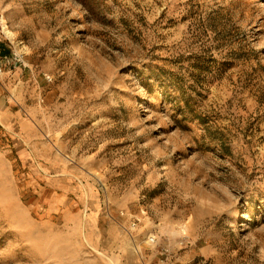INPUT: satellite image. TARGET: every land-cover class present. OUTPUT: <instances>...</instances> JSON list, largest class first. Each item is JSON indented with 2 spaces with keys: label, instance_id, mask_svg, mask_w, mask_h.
Returning a JSON list of instances; mask_svg holds the SVG:
<instances>
[{
  "label": "rangeland",
  "instance_id": "rangeland-1",
  "mask_svg": "<svg viewBox=\"0 0 264 264\" xmlns=\"http://www.w3.org/2000/svg\"><path fill=\"white\" fill-rule=\"evenodd\" d=\"M0 48V264H264V0H0Z\"/></svg>",
  "mask_w": 264,
  "mask_h": 264
},
{
  "label": "built area",
  "instance_id": "built-area-1",
  "mask_svg": "<svg viewBox=\"0 0 264 264\" xmlns=\"http://www.w3.org/2000/svg\"><path fill=\"white\" fill-rule=\"evenodd\" d=\"M9 53L10 51L3 53L0 48V76L12 69V65L16 67L21 61L17 54ZM146 241L151 245L158 243L157 237L153 234H149ZM172 255L173 251L170 249L167 242H163L159 249L158 257L151 264H177L174 262Z\"/></svg>",
  "mask_w": 264,
  "mask_h": 264
},
{
  "label": "bare ground",
  "instance_id": "bare-ground-1",
  "mask_svg": "<svg viewBox=\"0 0 264 264\" xmlns=\"http://www.w3.org/2000/svg\"><path fill=\"white\" fill-rule=\"evenodd\" d=\"M5 32H6L9 36H11L10 31H8L7 29H5Z\"/></svg>",
  "mask_w": 264,
  "mask_h": 264
},
{
  "label": "trees",
  "instance_id": "trees-1",
  "mask_svg": "<svg viewBox=\"0 0 264 264\" xmlns=\"http://www.w3.org/2000/svg\"><path fill=\"white\" fill-rule=\"evenodd\" d=\"M5 50V52H9V50L8 49H4Z\"/></svg>",
  "mask_w": 264,
  "mask_h": 264
}]
</instances>
